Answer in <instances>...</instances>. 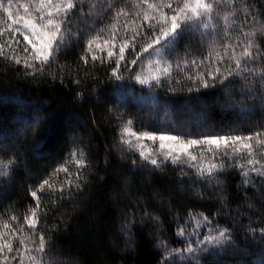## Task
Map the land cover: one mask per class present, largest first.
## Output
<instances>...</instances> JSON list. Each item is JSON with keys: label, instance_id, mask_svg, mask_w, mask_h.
<instances>
[{"label": "trees", "instance_id": "trees-1", "mask_svg": "<svg viewBox=\"0 0 264 264\" xmlns=\"http://www.w3.org/2000/svg\"><path fill=\"white\" fill-rule=\"evenodd\" d=\"M109 2L85 0L83 12L78 6L65 45L43 72L28 75L30 69L0 57V160H14L8 174H0V219L16 215L24 223L36 203L29 189L71 152L82 151L81 187L40 194L43 212L37 227L48 240L46 264H262L264 178L252 174L246 185L240 170L230 166L214 178H201L187 164L170 161L156 168L121 143L120 130L131 120L138 133L184 140L264 131V76L244 73L223 83L205 76L210 86L203 87L188 76L206 71L208 64L184 66L186 60L204 59L214 47L223 51L226 42L241 45L243 32L264 24V0H235L227 36L220 16L228 6H220V15L214 13L215 31L188 30L161 57L172 65L170 75L150 84L134 78L151 71L148 61L156 57L148 53L135 66L122 65L120 79L112 75V62L90 56L87 64L81 60L89 36L111 23ZM92 3L96 8L90 15ZM0 19L6 20L0 27L10 24L5 14ZM255 41L264 52V35L257 32ZM95 54L106 57L107 51ZM127 58H133L130 51ZM249 66L264 68V56ZM70 171H76L74 165ZM189 213H203L214 229H229L231 242L208 246V252L195 256L165 259L161 241L169 250L183 249L189 240L207 234V225L198 236L188 234L195 227ZM180 227L187 229L185 237L176 235ZM25 231L30 229L25 226Z\"/></svg>", "mask_w": 264, "mask_h": 264}, {"label": "snow or ice", "instance_id": "snow-or-ice-1", "mask_svg": "<svg viewBox=\"0 0 264 264\" xmlns=\"http://www.w3.org/2000/svg\"><path fill=\"white\" fill-rule=\"evenodd\" d=\"M84 3L85 0H26L24 3H20V0H0V13L11 20L6 28L0 27V37H4V41L0 42V57L30 69L28 75L43 72L46 66L55 61L65 45L71 32L67 25L78 6L80 12L84 11ZM234 3L235 0H124L121 6L115 0H110L107 7L111 9V23L89 36L81 60L87 64L90 56L92 61L112 62V75L120 79L122 65H137L144 53H148L150 57H160L164 50L171 49L182 39L188 30L195 28L215 31L214 13L219 16L220 6L223 5L228 6V10L220 16L224 22V35L227 36V28L232 23L231 17L236 15V11L231 8ZM21 8L22 15L19 12ZM95 8L96 4L92 3L90 15ZM13 9H16L15 15ZM246 9L247 5L244 10ZM4 23L6 20L0 19V24ZM257 32L264 35V24L243 32L246 40L241 45L226 42L220 46L223 51L214 47L202 60L184 61L185 67L197 69L208 64L206 71H197L188 78L198 79L203 87H209V80L205 76L211 80L219 77L220 83L244 73L264 76V68L249 66V62L264 56L260 44L255 41ZM17 34L22 37V41ZM237 47H241V50L237 51ZM96 50L107 51V56L96 55ZM129 51L133 54L131 60L127 58ZM147 67L156 74H138L134 77L137 82L159 83L161 75L169 76L172 70V65L162 59H149ZM176 67L183 70L179 64ZM145 139L153 144L159 140V146L153 148L146 145L143 143ZM120 140L130 150L138 152L142 160L156 168L170 161L174 165L187 164L189 168L196 169V174L201 178H214L216 173L223 172L226 166H230L240 170L246 185L252 182V174L264 178V131L246 136H203L200 139L184 140L178 136L157 135L147 131L138 133L133 129L132 121L128 120L120 130ZM13 163L14 160H0V174L7 175ZM73 165L75 172L70 171ZM84 167L86 161L83 152H71L70 157L43 178L36 188L29 189V194L36 203L34 207L28 208L23 217L24 223H19L16 215L0 219V264H46L44 254L49 246L48 240L37 227L43 212L40 194H63L72 188H80V181L83 179L81 169ZM189 217L195 224L189 235L198 236L199 229L205 225L208 226L207 234L202 239L189 240L183 249L169 250L166 243L161 241V246L167 252L165 259L173 255H180L183 259V253L195 256L198 252H208V246L215 248L231 242L229 229H214L209 217L203 213H189ZM13 222H17L16 227ZM25 226L30 231H25ZM186 231L185 227H180L176 235L185 237ZM14 241H18V244H14Z\"/></svg>", "mask_w": 264, "mask_h": 264}, {"label": "rangeland", "instance_id": "rangeland-1", "mask_svg": "<svg viewBox=\"0 0 264 264\" xmlns=\"http://www.w3.org/2000/svg\"><path fill=\"white\" fill-rule=\"evenodd\" d=\"M9 22L11 23V20H9ZM16 26H17V25H13V27H16ZM164 51H165V50H164ZM164 51H163V53L161 54L160 57H157V56L153 55V56L156 57L155 60H156V59H161V57L163 58ZM150 70H151V69H150ZM155 74H156V73L153 72V71L151 70V71L145 73L144 75H155ZM144 75H143V76H144ZM143 143L146 144V145H149V146H151V147H153V148H157V147L159 146L160 141L157 140V141L155 142V144H153L152 141L145 139V140L143 141Z\"/></svg>", "mask_w": 264, "mask_h": 264}]
</instances>
